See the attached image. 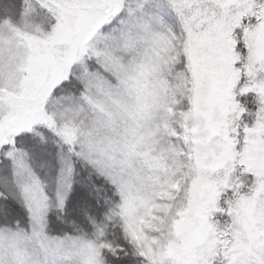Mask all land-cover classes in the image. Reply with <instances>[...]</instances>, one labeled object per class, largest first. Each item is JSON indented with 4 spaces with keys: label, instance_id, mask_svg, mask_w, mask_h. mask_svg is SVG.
<instances>
[{
    "label": "snow or ice",
    "instance_id": "1",
    "mask_svg": "<svg viewBox=\"0 0 264 264\" xmlns=\"http://www.w3.org/2000/svg\"><path fill=\"white\" fill-rule=\"evenodd\" d=\"M0 264H264V0H0Z\"/></svg>",
    "mask_w": 264,
    "mask_h": 264
}]
</instances>
